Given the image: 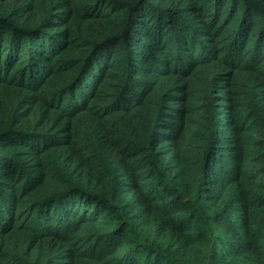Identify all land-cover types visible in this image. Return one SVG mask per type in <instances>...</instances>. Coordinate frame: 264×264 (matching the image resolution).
I'll use <instances>...</instances> for the list:
<instances>
[{"label": "trees", "instance_id": "trees-1", "mask_svg": "<svg viewBox=\"0 0 264 264\" xmlns=\"http://www.w3.org/2000/svg\"><path fill=\"white\" fill-rule=\"evenodd\" d=\"M0 264H264V0H0Z\"/></svg>", "mask_w": 264, "mask_h": 264}]
</instances>
